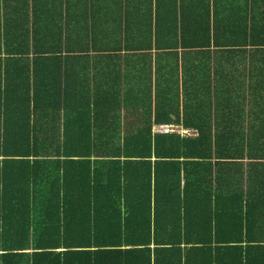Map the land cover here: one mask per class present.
<instances>
[{"label": "trees", "instance_id": "obj_1", "mask_svg": "<svg viewBox=\"0 0 264 264\" xmlns=\"http://www.w3.org/2000/svg\"><path fill=\"white\" fill-rule=\"evenodd\" d=\"M0 264H264V0H0Z\"/></svg>", "mask_w": 264, "mask_h": 264}, {"label": "built area", "instance_id": "obj_2", "mask_svg": "<svg viewBox=\"0 0 264 264\" xmlns=\"http://www.w3.org/2000/svg\"><path fill=\"white\" fill-rule=\"evenodd\" d=\"M153 132L160 134L178 133L186 137H193L198 135L197 130L186 128L180 124H175V123L156 124L153 126Z\"/></svg>", "mask_w": 264, "mask_h": 264}]
</instances>
